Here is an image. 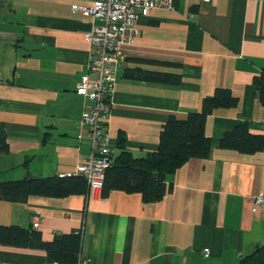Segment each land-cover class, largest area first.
<instances>
[{"label":"crops","instance_id":"1","mask_svg":"<svg viewBox=\"0 0 264 264\" xmlns=\"http://www.w3.org/2000/svg\"><path fill=\"white\" fill-rule=\"evenodd\" d=\"M93 2L0 0V123L9 144L0 153V182L68 174L91 153L76 84L88 71L85 36L93 22L73 6ZM137 31L123 45L108 119L113 160L121 136L134 157H144L157 149L170 115L185 118L216 88H229L239 104L208 117L209 156L170 175L160 201L122 190L105 198L101 191L31 195L26 202L0 200V225L31 228L40 216L36 230L45 241L81 232V255L91 264H238L264 245V206L253 210L264 192V151L244 154L220 141L246 121L252 132H264L254 85L264 68V0H176L173 9L140 15ZM136 69L165 80L130 78ZM0 264L53 263L43 249L0 243Z\"/></svg>","mask_w":264,"mask_h":264},{"label":"trees","instance_id":"2","mask_svg":"<svg viewBox=\"0 0 264 264\" xmlns=\"http://www.w3.org/2000/svg\"><path fill=\"white\" fill-rule=\"evenodd\" d=\"M130 78L162 82V74L136 69L128 72ZM254 85L264 105V68L254 77ZM239 99L229 88H216L203 98L200 111L190 112L185 118L170 115L160 134L158 147L144 157H134L120 137V154L106 170L102 197L113 190L140 193L145 202L160 201L168 191L167 178L187 161L206 158L212 149V140L206 134L208 117L218 109L234 108ZM220 146L244 154L264 151V132L254 133L248 122L236 125L225 133ZM9 152L5 125L0 123V153ZM76 194L89 195L86 179L80 175L35 177L27 175L19 180L0 182V200L26 202L31 195L63 198ZM0 243L5 246L43 249L51 263L78 264L82 252L80 233H56L45 241L35 228L21 225H0ZM238 264H264V245L243 257Z\"/></svg>","mask_w":264,"mask_h":264},{"label":"built area","instance_id":"3","mask_svg":"<svg viewBox=\"0 0 264 264\" xmlns=\"http://www.w3.org/2000/svg\"><path fill=\"white\" fill-rule=\"evenodd\" d=\"M176 0H94L91 5L75 4L73 9L92 18L93 26L86 33L90 44L88 71L76 84V93L84 98L81 128L92 141L91 153L74 172L60 176H83L89 187V196L102 190L106 170L113 163L112 137L108 119L117 82V72L125 59L123 45L134 42L138 34L137 23L143 13L175 7ZM210 1V0H202ZM84 133H79L81 139ZM264 206V192L256 195L254 212ZM40 216H34L33 228L40 227ZM80 233L81 232H77ZM206 256L210 250H204ZM53 264H59L54 262ZM78 264H91L80 254Z\"/></svg>","mask_w":264,"mask_h":264}]
</instances>
